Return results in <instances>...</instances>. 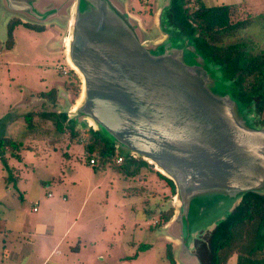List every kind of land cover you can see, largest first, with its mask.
<instances>
[{
	"label": "water",
	"instance_id": "obj_1",
	"mask_svg": "<svg viewBox=\"0 0 264 264\" xmlns=\"http://www.w3.org/2000/svg\"><path fill=\"white\" fill-rule=\"evenodd\" d=\"M2 4L24 23L66 18L65 59L82 86L77 102L60 111L100 131L116 152L162 170L175 187L162 235L176 264H202L196 241L245 194L264 196V125L255 102L237 97L225 65L201 51L196 35L170 23L171 0L157 14L158 40L146 38L120 0Z\"/></svg>",
	"mask_w": 264,
	"mask_h": 264
},
{
	"label": "rangeland",
	"instance_id": "obj_2",
	"mask_svg": "<svg viewBox=\"0 0 264 264\" xmlns=\"http://www.w3.org/2000/svg\"><path fill=\"white\" fill-rule=\"evenodd\" d=\"M120 1L148 40L163 37L156 23L167 0ZM241 1L246 13L238 16L252 18L248 29L258 37L264 0ZM8 16L0 0V139L20 142L18 149L0 146V264H171L159 217L174 196L153 164L134 174L118 164L91 165L81 140L70 141L50 121L35 117L33 127H26L29 110H68L81 96V80L65 59L66 18L41 30L16 24L7 48V25L16 18ZM52 88L55 102L40 96ZM263 119L264 112L258 113L257 120ZM91 127L75 130L83 136ZM124 166L136 170L129 159ZM133 187L144 190L131 193Z\"/></svg>",
	"mask_w": 264,
	"mask_h": 264
},
{
	"label": "trees",
	"instance_id": "obj_3",
	"mask_svg": "<svg viewBox=\"0 0 264 264\" xmlns=\"http://www.w3.org/2000/svg\"><path fill=\"white\" fill-rule=\"evenodd\" d=\"M241 12L246 13L237 4L207 5L203 0H171L169 21L180 28L183 33L196 35L195 41L201 51L219 64L225 65L227 76L234 80L237 97L245 103L255 102L258 113L264 112V31L255 37L248 28L254 21L251 17H239ZM242 15V14H241ZM43 29V26L24 23L14 18L7 25L8 37L6 47L13 45L12 31L16 24ZM70 72L73 73L71 70ZM76 80V75L73 73ZM79 83V81H78ZM78 85L75 86L76 92ZM40 96L56 101V89L41 92ZM38 117L50 121L57 132L69 134L70 141L79 142L82 138V147L86 158H95V164L111 163L115 167V159L122 155L124 160L118 164V169L129 174L139 173L143 167L149 165L142 159L129 158L122 152H116L114 144L100 131L87 129L83 136L75 130V122L67 120L65 112L55 110H29L23 116L26 127H33V119ZM264 125V119L261 120ZM1 148L11 147L18 149L20 142L12 138L2 137ZM19 158V157H17ZM129 159L135 162V171L125 169L124 162ZM166 182L174 195L173 182L155 171ZM140 189H131V193L142 192ZM173 214V208L162 211L159 221L166 223ZM203 240L196 241L197 255L202 264H230L232 256H236L235 264H264V196L247 193L239 205L226 220L221 222ZM172 243H167L165 253L171 264H176L172 254Z\"/></svg>",
	"mask_w": 264,
	"mask_h": 264
},
{
	"label": "crops",
	"instance_id": "obj_4",
	"mask_svg": "<svg viewBox=\"0 0 264 264\" xmlns=\"http://www.w3.org/2000/svg\"><path fill=\"white\" fill-rule=\"evenodd\" d=\"M222 4H237L238 6H240V8H244L245 7V5H244V2L243 1H234V2H231V3H222ZM208 5V4H207ZM217 5V4H216ZM29 152H31V151H27V157L28 158H30L29 156H31V155H29ZM32 153V152H31ZM32 160V159H31ZM50 195V194H49ZM166 241H167V243H169L168 242V240L166 239ZM229 263L230 264H235L236 263V256H232L231 258H230V260H229Z\"/></svg>",
	"mask_w": 264,
	"mask_h": 264
},
{
	"label": "built area",
	"instance_id": "obj_5",
	"mask_svg": "<svg viewBox=\"0 0 264 264\" xmlns=\"http://www.w3.org/2000/svg\"><path fill=\"white\" fill-rule=\"evenodd\" d=\"M64 72H65V71H64ZM80 140H81V142H82V139H80ZM123 160H124V157H123L122 155H118V157L115 159V163H116V164H120V163L123 162ZM88 163L91 164V165H93V164L95 163V158H94V157H90V158L88 159ZM33 210L35 211L36 208H33Z\"/></svg>",
	"mask_w": 264,
	"mask_h": 264
},
{
	"label": "bare ground",
	"instance_id": "obj_6",
	"mask_svg": "<svg viewBox=\"0 0 264 264\" xmlns=\"http://www.w3.org/2000/svg\"><path fill=\"white\" fill-rule=\"evenodd\" d=\"M74 69H75V67L73 66V65H71ZM159 171H162L160 168H158V167H156Z\"/></svg>",
	"mask_w": 264,
	"mask_h": 264
}]
</instances>
